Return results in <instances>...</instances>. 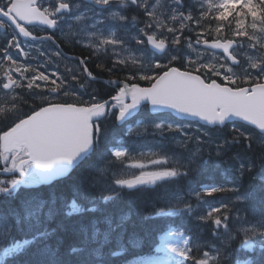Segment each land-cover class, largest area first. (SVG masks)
<instances>
[{"label":"snow or ice","instance_id":"obj_1","mask_svg":"<svg viewBox=\"0 0 264 264\" xmlns=\"http://www.w3.org/2000/svg\"><path fill=\"white\" fill-rule=\"evenodd\" d=\"M82 4L93 7L79 11ZM113 5L124 11L114 10ZM65 21L79 23L78 31L70 35L86 36L88 48L115 56L111 67L96 62L101 72L110 76L122 75V78L103 81L115 91L114 95L104 99L98 90L91 87L100 82V76L90 70V56L71 58L79 65L71 80L77 81L83 92L72 93V98L66 100L63 97L70 95L65 86L67 78L56 71L50 74L41 71L48 63H54L53 56L68 59L59 44L54 52L46 54L41 51L45 61L36 66L20 63L10 51L14 50L19 57L29 58L28 49L33 45L28 41L55 44V33L57 30L63 33ZM109 21L124 28V36L118 35L116 30L105 31ZM68 27L72 28V24L69 23ZM0 30L6 35L9 30L11 32L10 39L0 47V69L3 70L0 95L5 97L4 103L10 108H0V113H17L4 128H0V175L7 177L0 179V197L14 198L23 188L51 185L58 179L69 177L98 153H101L99 159L119 163L100 197L104 206L117 199L123 190L141 191L178 177H189L195 170L189 166L193 161L177 167L171 165L168 154L163 152L134 153L124 146L123 137L108 145V155L103 156L101 149L109 134L107 122L112 120L125 127V136L138 135L129 121L139 117L148 105L154 114L166 113L183 118V122L160 119L145 123L137 120L138 129L152 128L154 136L163 137L166 133L175 132L183 138L180 143L186 144L192 137L186 129L193 126L192 122H199L213 128L230 126L232 138L230 141L225 138L217 144L218 156L224 145L240 143L241 138L249 148L256 137L264 145V0H157L155 5L151 0H82V3L74 0H0ZM40 31L44 34H39ZM20 37L24 40L21 41ZM125 37L134 40L143 53L140 57L131 58L130 62L120 58V52L126 50ZM80 42L79 39L74 40V43ZM196 46H203L205 51L213 50L215 63L197 62L188 57L185 48ZM242 54L246 59H242ZM237 121L251 126L252 131H241L236 126ZM195 130L200 131V127ZM200 139L196 137L197 141ZM205 143L215 141L209 138ZM233 159L238 161V166L227 169L232 180H240L245 172L256 167L251 160L244 163L238 156ZM219 166L217 162L216 167ZM101 171L98 165L93 164L90 177L79 181L77 194L83 191L87 198V189L97 185L95 177ZM261 172L264 173V165H261ZM252 179L264 183V174L255 175ZM227 191L238 189L203 185L192 195L198 206L200 203L208 204L203 199L205 196ZM253 196L254 192L248 191L236 199L248 200ZM90 203L92 207L85 208L73 200L66 205L68 210L64 216L101 210V205L95 200ZM261 204L264 205V201ZM21 207L25 219L44 214L48 220H53L59 215L55 194L48 199L33 196L23 201ZM129 207L131 211L118 220L106 214L102 219L78 222L73 227L82 237L80 244L72 246L65 257L59 253L62 241L57 242L55 249L45 244L43 258L37 264H113V259L120 257L124 249L107 253L104 249L113 235L122 238L127 231L126 221L137 211L134 203ZM166 207L168 211L160 209L154 215L180 213L200 221H210L215 226L213 234L225 237L226 245L242 234L238 250L254 248L252 241L256 237L260 238L264 248V207L253 209L255 225L245 227L241 223L236 235L229 226L232 212L229 204L209 206L206 215L195 216L194 205L176 192ZM149 218L142 215V219ZM242 219L237 213V222ZM57 227L64 231L69 226L60 223ZM56 230L50 232L45 228L34 233L31 239L13 240L9 246L11 226L6 220L0 221V264L6 257L26 252V246L47 241ZM169 235L184 237L183 232H171ZM163 240V247L158 251H164L171 264H186L187 261H192V264H219L217 257L210 256L209 251H203L202 255L194 254L187 237L183 238L182 244L167 243V237ZM230 255V250L225 249L224 258ZM140 264H152V261L142 259ZM256 264H264V253Z\"/></svg>","mask_w":264,"mask_h":264},{"label":"trees","instance_id":"obj_2","mask_svg":"<svg viewBox=\"0 0 264 264\" xmlns=\"http://www.w3.org/2000/svg\"><path fill=\"white\" fill-rule=\"evenodd\" d=\"M82 58L84 55H80ZM96 62L103 63L106 67H110L112 62L104 57H95L88 60L90 70L95 74H99L100 82L93 84L91 87L98 90L100 97L107 99L110 95H114L115 91L103 81L109 79L122 78L119 76H107V72H101L96 67ZM78 65V62H77ZM79 66V65H78ZM131 66V63L129 64ZM102 73V74H101ZM81 79L83 77L81 76ZM77 86L76 94H80L83 91ZM91 90V88L89 89ZM70 99L72 98L69 97ZM38 98L36 103L38 104ZM9 107L10 105H6ZM22 107L27 110V106ZM147 112V110L143 111ZM142 112V113H143ZM17 113L9 111L7 113H0V128H4L9 120L13 119ZM109 128V134L105 141V146L102 147L101 152L104 157H107V146L116 143V138L122 136V128L115 124L112 120L107 122ZM236 126L241 131H252V128L243 124H237ZM214 135L217 133L216 145L209 151L208 148L200 150L194 149L191 153V157L186 158V154L179 146H175L172 142L166 140H156L152 145L147 143L137 142L136 139L128 138L124 139V146L136 152H163L168 154L169 159L173 157L177 158V161L171 162L172 166H179L181 164H189V161H193L189 166L194 168L189 177H178L173 181L162 182L155 187H149L141 191H128L123 190L122 194L108 205L104 206L100 197L104 194L105 188L108 186L112 179V173L114 168L119 167L118 162L109 163L107 159H99L101 153L94 156L91 161L84 164L82 167L74 170L69 177L62 178L53 182L51 185H40L29 188H23L14 198L0 197V221L6 220L11 226V232L8 244L15 241H22L23 239H31L34 233L43 231L45 228L48 231L57 229L56 232L45 242L37 243L35 245L26 246L27 251L21 254H17L15 257H6L3 259L2 264H37V261L43 258V251L45 244L52 248L57 247V242L62 241L59 244V253L61 257H65L72 246L80 244L82 237L78 234L73 226L78 222H87L93 218L102 219L104 215L111 214L114 220H118L121 217L127 215L131 209L130 203H134L136 212H133L130 220L126 221L127 231L123 237L120 238L117 235H113L106 245L104 252L109 251H124L120 257L113 259V264H125L133 259H146L151 257H157L159 253L157 248L160 244L161 237L169 230L183 232L190 240L194 254L202 255L203 251H209L210 256H216L219 260V264H236L237 261L240 264H256L261 258V254L264 253V248L261 247L260 238L253 239L254 248L240 249V244L243 240V235L231 241L228 245L225 244V237L217 236L213 234L214 225L210 221H200L193 216L177 213L170 216H156L154 215L158 210L164 209L168 211L169 201L172 198V194L176 192H189L199 190L203 185H222L228 188H236L238 191H227L222 193H214L211 198V207H219L222 204H229L232 212L230 215L229 226L236 235V216L237 213L242 217V223H246L249 226L255 225L256 217L253 215V209H259L264 207L261 201H264V184L259 180H253L255 175L264 174L261 172V165H264V145L259 142V138H254L251 147H248V143L241 138L240 143L224 145L221 150V155H217V144L222 143L225 138L229 141L232 138V131L230 126H224L222 128H215L211 130ZM138 138V137H137ZM197 150V151H196ZM202 150V151H201ZM193 154L195 155L193 159ZM239 157L244 163H248L249 160L253 162L256 167L251 172H245L244 176L236 181H225L221 179L222 171H226L230 166L235 168L238 166V161L233 157ZM171 161V160H170ZM217 162L220 163L219 167H216ZM98 165L102 170L96 175L97 185L94 188L87 189V198L82 191L79 194L76 192L77 185L82 178L90 177L92 172V165ZM133 171V170H130ZM0 179H7V177L0 175ZM251 185V188H250ZM87 187V185H85ZM248 191H253L254 196L248 200H237L238 195H243ZM55 194L57 197V208L59 209V215L53 219L48 220L44 214H41L38 218L25 219L24 212L21 207L22 202L29 198L36 196L41 199H48L50 195ZM235 197V202L233 201ZM185 200L190 201L194 205V215H206L208 209H200L195 206V201H191L184 197ZM75 200L81 207H92L91 200H95L97 204L101 205V210L95 213H75L71 217H65L64 212L68 210L66 205L72 203ZM194 200V199H192ZM181 206H183L181 204ZM47 211V210H45ZM139 213V214H137ZM149 216L150 218L142 219V215ZM60 223H64L69 226L67 230H60L57 226ZM103 229L104 225H100ZM223 231V229H221ZM199 248V252H197ZM225 249H229L231 255L229 258H224ZM219 250V253L217 252ZM186 264H192V261H187Z\"/></svg>","mask_w":264,"mask_h":264},{"label":"flooded vegetation","instance_id":"obj_3","mask_svg":"<svg viewBox=\"0 0 264 264\" xmlns=\"http://www.w3.org/2000/svg\"><path fill=\"white\" fill-rule=\"evenodd\" d=\"M74 2H81L82 3V0H74ZM85 7H93V6L90 4L89 5L82 4V7H81V9H79V11H83V9ZM113 9L117 10V11H124V9L119 8L118 5H113ZM69 23L72 24V28L68 27ZM62 27L64 30L63 33L59 30H57L55 33V39H56L55 44H53L50 41H43V42H41V41H28V44L33 45V47L28 49L30 52V57L26 58V59H29V62L33 66H36L37 63H43L45 61V56H41L40 52L43 51L46 54H48L50 52H54L57 50V44H59L60 50H62L66 54L68 59L58 58V57L53 56L52 60L54 61V63H48L46 68H47V70L50 71V73H51V71H56L58 74L62 75L63 77H66L68 80V83L65 86L68 87V89H70V90L77 91L76 85H78V83H77V81L71 80V75L74 72H76L78 65H77V63L70 65V62L73 61L70 58V56L81 57L80 55L83 54L84 57L90 56L91 57L90 59H94L95 57L104 56V57L108 58L112 63L115 60V56H113L111 53L105 54L103 51L96 52L93 49L88 48L87 44L89 43V40L83 34H81L79 37H74V36L70 35V33L78 31V28H79L78 22L65 21V22H63ZM108 30H116L117 34L121 35V36H124V33H125V29L122 28L119 24H117L114 21H109L105 25V31H108ZM37 31H39V29H37ZM47 31L51 32V30H47ZM132 31L134 32V30H132ZM64 33H69V35H65ZM39 34L43 35L44 32L40 31ZM10 36H11L10 30H9L7 35L2 30H0V38L8 40V39H10ZM125 38L127 39V37H125ZM75 39H79L81 42L78 44L74 43ZM21 41H23V40L21 39ZM47 49L49 51H47ZM130 54L135 57L134 51H130L128 48V44H126V50H123L120 52V58L121 59H127L128 55H130ZM20 58L24 59V57H20ZM106 75L110 76L108 73ZM119 75L118 74L112 75V77L119 76Z\"/></svg>","mask_w":264,"mask_h":264},{"label":"rangeland","instance_id":"obj_4","mask_svg":"<svg viewBox=\"0 0 264 264\" xmlns=\"http://www.w3.org/2000/svg\"><path fill=\"white\" fill-rule=\"evenodd\" d=\"M155 4L157 3V0L154 1ZM160 2H163V0H160ZM188 51L186 53V55L188 57H190L192 60L194 61H205V62H209V63H215V59H214V56L216 55L215 53H210V52H202V51H199L198 48H187ZM134 130H137L139 132H142V133H148V129L145 130V129H142V128H137V124L133 127ZM191 133L192 134H197L199 133V131H196V126H192L191 128H189ZM150 133V132H149ZM183 139V138H182ZM212 140V139H211ZM213 141V140H212ZM197 144H200V141H196ZM209 145H211L212 143H208ZM216 145V144H215ZM194 159V157H193ZM174 161H177V159H175ZM204 200L208 201V204H205V203H200L198 206H197V202L195 203V206L200 208V209H208L209 206H211V201H213V198L211 197H204L203 198ZM242 223V220L237 222L236 221V227L239 228L240 227V224ZM245 227H250L249 225L243 223ZM171 232H174V231H171ZM169 232V233H171ZM169 233L167 235H165L163 238L167 237V243H176V244H182L183 242V238L185 237H181V236H171L169 235ZM161 240L160 242V246L158 249H161L163 247V243H164V240ZM159 254L160 256L156 259H149L152 261V264H171L170 261H168V256L165 254L164 251H159ZM170 255V254H169ZM128 264H140V260H135V261H131L130 263L128 262Z\"/></svg>","mask_w":264,"mask_h":264},{"label":"water","instance_id":"obj_5","mask_svg":"<svg viewBox=\"0 0 264 264\" xmlns=\"http://www.w3.org/2000/svg\"><path fill=\"white\" fill-rule=\"evenodd\" d=\"M203 47V46H202ZM150 106V105H149ZM150 108H151V106H150ZM181 119H183V118H181ZM237 122H239V121H237ZM240 123H242V122H240ZM210 127H212V126H210ZM251 127V126H250Z\"/></svg>","mask_w":264,"mask_h":264}]
</instances>
